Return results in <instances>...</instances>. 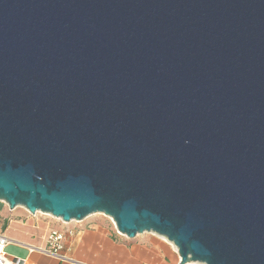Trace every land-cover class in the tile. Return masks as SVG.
Instances as JSON below:
<instances>
[{"label":"water","instance_id":"1","mask_svg":"<svg viewBox=\"0 0 264 264\" xmlns=\"http://www.w3.org/2000/svg\"><path fill=\"white\" fill-rule=\"evenodd\" d=\"M0 202L264 264V0H0Z\"/></svg>","mask_w":264,"mask_h":264},{"label":"crops","instance_id":"2","mask_svg":"<svg viewBox=\"0 0 264 264\" xmlns=\"http://www.w3.org/2000/svg\"><path fill=\"white\" fill-rule=\"evenodd\" d=\"M29 215L32 214L22 207L11 210L0 202V235L11 240L5 251L13 264L180 263L177 249L170 242L153 233L128 238L106 216H89L69 223L53 217L56 224L39 241L33 237ZM54 231L63 234L60 257L45 253L52 250L49 237Z\"/></svg>","mask_w":264,"mask_h":264},{"label":"rangeland","instance_id":"3","mask_svg":"<svg viewBox=\"0 0 264 264\" xmlns=\"http://www.w3.org/2000/svg\"><path fill=\"white\" fill-rule=\"evenodd\" d=\"M3 205L7 206L5 203H3ZM91 216L93 217L99 216V217L104 218L105 215L93 214ZM29 218H31V224H33L31 226L32 231H33V237L34 239H37L39 241L44 240V237L46 236L48 231H50V229H52L54 225L56 224L55 219H53V217L42 214V213H37L35 215H29ZM191 264H197V263H191Z\"/></svg>","mask_w":264,"mask_h":264},{"label":"built area","instance_id":"4","mask_svg":"<svg viewBox=\"0 0 264 264\" xmlns=\"http://www.w3.org/2000/svg\"><path fill=\"white\" fill-rule=\"evenodd\" d=\"M63 240V234L54 231L49 237L50 246H52L51 251H43L49 255L60 257L59 251L63 249L61 241ZM11 243V240L4 235H0V264H13L6 255V247ZM200 264V263H197Z\"/></svg>","mask_w":264,"mask_h":264}]
</instances>
